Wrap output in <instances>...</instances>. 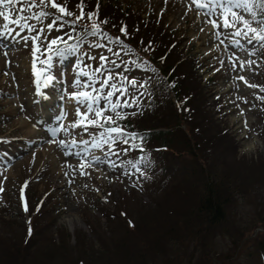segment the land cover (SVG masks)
<instances>
[{
  "label": "rangeland",
  "instance_id": "1",
  "mask_svg": "<svg viewBox=\"0 0 264 264\" xmlns=\"http://www.w3.org/2000/svg\"><path fill=\"white\" fill-rule=\"evenodd\" d=\"M94 1L129 8L134 23L144 22L143 30L150 32L128 40L120 31L126 23H115L114 30L100 25L111 37L124 40L129 51L102 36L85 35V25L91 31L90 20L77 22L73 32L70 22L75 18L71 16L49 30L47 25L57 16L50 13L37 19L47 9L39 0L37 7L29 8L23 0L7 6L8 11L0 7L13 20L24 17L19 24L0 17V32L4 33L0 35V264L19 263L25 254H36L42 264H76L77 259L81 264H262L257 244L264 237V50L243 36L231 38L235 29L221 26L210 32L211 25L203 21L216 19L222 25L219 8L206 17L208 8L194 10L191 0ZM79 11L75 8V14ZM233 11L251 20L242 8ZM62 22L68 23L59 28ZM214 32L220 33L223 44ZM65 33L74 37L69 44L77 43V36L84 41L79 52L61 58L45 51L50 39H67ZM35 35L42 38L37 71L47 67L40 61L52 55V67L43 75L55 79L47 87L43 75L38 83L32 71L31 38ZM234 39L250 44L245 57L255 64L239 67V54L231 43ZM149 42L151 48L145 51ZM97 43L106 47H94ZM101 56L108 60H100ZM113 61L118 67H112ZM166 62L172 67L164 74ZM101 65L107 71L95 73L92 80L78 75L81 70L91 74ZM109 72L115 73L110 83L118 86L123 77L145 84L135 92L136 105L117 108L122 120L104 99L93 105L105 110L97 118L94 112L87 113L85 105L91 101L78 105L71 98L78 91L96 96L94 88L105 95L111 89L100 85ZM238 75L258 87L250 88L244 82L240 87ZM76 80L82 87H75ZM176 81L178 87L173 90ZM122 87L129 93H115L113 103L117 98L121 105L125 99L131 103L135 90L126 81ZM78 106L87 118L72 128L82 119L75 112ZM109 115L115 124L105 122ZM90 119H96L97 125L89 124ZM178 123V140H182L181 133L186 140L177 150L163 153L156 152L154 141L140 147L129 137L128 144L108 145L103 143L106 137L100 136L110 126L128 129L131 125V130L147 128L157 133ZM61 139L64 146L58 143ZM186 141L193 148L192 157L184 147ZM97 142L100 148L93 146ZM204 177L221 186L227 197L226 218L218 225L206 222L198 211ZM182 195L186 200L191 196L192 206L183 215L175 213L182 220L173 222L172 212Z\"/></svg>",
  "mask_w": 264,
  "mask_h": 264
},
{
  "label": "snow or ice",
  "instance_id": "2",
  "mask_svg": "<svg viewBox=\"0 0 264 264\" xmlns=\"http://www.w3.org/2000/svg\"><path fill=\"white\" fill-rule=\"evenodd\" d=\"M20 0H0V7H5L6 11H8L7 6L9 5H16ZM25 4H28V7H37L39 5H44L47 6L50 4L52 9H56L59 13L62 14V16H57L55 20H52L48 25L47 28L49 30L53 29L54 26H57V21H61L64 16L66 17H71L74 14L67 9L66 6H62L61 4L57 3L56 0H39V5L36 4V0H31V3H29V0H23ZM192 4L195 5L194 10L202 9V8H208V12L205 13L206 17H210L215 11L219 8L221 9V15L223 16V24H219L216 19H205L203 22L206 24L211 25V29H217L219 27H224V28H232L235 29L233 35L236 37L243 36L245 37L249 43L257 42L259 44V49L264 50V0H191ZM80 7V15L75 17V20L71 21L70 23L73 25L72 31L75 32L76 28L75 25L77 22L81 21L85 13L83 11L84 9V4L83 0H81V4L78 6ZM234 8H242L244 12L249 13L251 15V20L246 19L244 15L238 14L237 12L233 11ZM257 9L259 10V16ZM24 8H20L19 11H24ZM98 10H99V4L97 5V11L94 12H88L87 18L92 22L91 25V31H88L87 26H84V34L85 35H91L93 37L96 36H102L104 39L109 41L110 43H115L119 44L124 48H129L127 44H125L124 40L120 39V37H111L106 31H102L101 29V23L102 24H107L109 23L108 20H103L100 23H96L95 19L98 16ZM51 14L47 11H41L38 16L36 17L37 19L43 18L50 16ZM197 15H199V12L197 11ZM229 15L232 17V20L230 21L228 19ZM0 17H3L5 20L9 21L10 23H20V19H24V17H20V19H15L13 20L9 15L5 14V11H0ZM68 22H62L58 25L59 28H64ZM253 23H255V26H253ZM238 24H242L243 28L237 27ZM27 27V25H25ZM5 30H7V25H5ZM121 33H123L125 36H127L129 33L127 31V26L121 27L120 29ZM200 31H204L203 28L200 29ZM4 33L0 32V35H3ZM216 38L219 40L220 44L224 43V40L220 39V33L219 32H214L213 33ZM67 36V39H64L62 36H57L54 39H50L47 43V45L44 46L45 51L51 52L52 55L60 56L61 58H65L68 55H75L77 52L81 50V45L84 43V41L81 39L80 36L75 37L77 40V43H72L69 44L68 41L74 39V37L70 33H65ZM26 41H28L30 38L29 37H24ZM31 43H32V55H33V61H32V71L34 75L36 76L37 82H41V77L43 73L47 72L49 69L52 67V55H49L47 59L41 60L40 63L46 65V68H41L39 71H37L36 68V54L38 52H41V46H42V38L39 35H35L31 38ZM143 43V42H141ZM231 43L239 45L240 41L239 40H232ZM63 44V47H60L59 45ZM55 46V47H54ZM94 47L100 48V47H106V45L102 44H95L93 45ZM151 48V43L149 42L148 47H146L144 50L148 51ZM108 51H112L111 48L108 49ZM129 51L131 49L129 48ZM86 53H82V55H85ZM7 55V53H5ZM114 55L119 57V53H114ZM91 59H95V57H90ZM100 60L106 61L108 60V57L106 56H101ZM112 67H118V65L115 64V62H111ZM256 62L253 60H242L239 62V67L244 68L246 65L251 66L255 64ZM79 67V66H78ZM236 65H233V68H235ZM107 71V69L104 68V65H101V67H98L94 70L93 73L89 74L88 72H84L81 70L78 75H83L87 76L89 80H92L93 77L95 76V73L99 72L102 75L104 72ZM156 70L153 69V72ZM7 74V73H5ZM55 77L51 74L48 75H43L42 83L43 86L47 87L50 85ZM115 79V73L109 72L107 75V78L104 79L101 82L100 87L103 88L105 86L109 87L111 90L107 91V93L103 96L100 95V89L94 88L93 91L97 93L96 96H92L90 92H73L72 93V99L77 102L78 105H85V101H91L90 103H87L85 105L87 109V113H93L95 114V117L99 118L102 116L103 112L105 111L104 109H99V108H94L93 105L98 103L100 99H104L107 104L110 106L111 112L116 114L117 119H124V116L120 113L117 112V108L120 107H125V108H131L134 105L137 104L138 97L136 96L135 92L138 91L140 88H145V84H138L136 80H129L127 77H123L121 83V86H118L117 83H110ZM238 79L240 81H243L248 87L250 88H256L258 87L255 84L249 83L245 76H238ZM124 81H126L129 85L132 86V88L135 90L131 93V103L129 100L125 99L123 101V104L121 105L119 98H117L116 103L112 102V97L114 96L115 93L120 92L121 95H124L126 93H129V89L126 87H122ZM75 87L79 88L82 87L81 83L79 80L75 81ZM174 87V85H173ZM264 91V88L261 89ZM142 96L143 93H140ZM261 99H264L262 97ZM76 115L78 117H82V119H78L75 123L72 124V128H77L78 126H81L82 120L87 118L86 114L81 113V108L78 106L75 109ZM132 115H135V113H132ZM61 119L63 118V114L60 117ZM104 120L106 123L109 124H115L116 121L113 120V117L111 115L104 117ZM88 123L95 126L97 125V120L96 119H90L88 120ZM245 126H247V121H245ZM100 127H103V125H100ZM67 131V129H64ZM56 130H53V134H55ZM84 131L87 132L88 128L84 127ZM115 135V139H113V135ZM101 137H106L103 140L104 144H112L115 143L116 141H122L124 144H128L129 142V137L133 140L137 138L136 133H127L123 130L122 127L120 126H115V127H107L105 128L104 132L100 133ZM142 139V138H141ZM55 142V141H53ZM73 144L76 143V140L73 139L71 141ZM82 143L87 145L88 141L87 140H82ZM59 145L64 146L65 145V140L61 139L58 141ZM94 147L100 148L101 144L99 142L93 144ZM94 160H96L98 163L102 162L100 161L99 157H93ZM78 167H83V165H79ZM135 167V165H133ZM139 170V169H138ZM82 175H86L87 173H81ZM67 175V173H65ZM84 187H87V185H84ZM0 191H3V188L0 187ZM22 195L21 199L24 200L23 196V188L21 189ZM29 206L27 201L24 203V211L28 212ZM30 223V222H29ZM32 229L29 228V234H31Z\"/></svg>",
  "mask_w": 264,
  "mask_h": 264
},
{
  "label": "trees",
  "instance_id": "3",
  "mask_svg": "<svg viewBox=\"0 0 264 264\" xmlns=\"http://www.w3.org/2000/svg\"><path fill=\"white\" fill-rule=\"evenodd\" d=\"M57 3L61 4L62 6H66L69 11H71L74 15L73 17L75 18L80 14V11L75 14V8H78L80 10V7H78L81 4V0H56ZM100 2V1H99ZM84 13L85 16L81 20V22L85 23V21H89L87 18V13L88 12H94L97 11V3L94 0H84ZM47 7V9L45 8ZM46 9L45 11L56 15V16H62L61 13H59L56 9H52L50 4L47 6H44ZM68 18L64 16L63 20L68 21ZM134 17L132 15V12L129 8L127 9H122L117 6L115 2H106L103 4V2L99 3V10H98V16L96 17L97 22H101L103 20H108L109 23L103 24L105 27L111 29L114 28L115 23L118 24H125L127 26V31H128V40H132L136 38V35H140L142 32L144 33H149V30H143L145 27L144 22L143 24H140L139 22L134 23L133 21ZM129 22H132L133 25H129ZM142 22V21H141ZM102 24V23H101ZM145 26V27H144ZM144 27V28H143ZM115 29V28H114ZM111 29V30H114ZM156 35V34H154ZM158 35V34H157ZM148 38V37H147ZM124 39V38H123ZM143 41H146L145 37H142ZM152 44V43H151ZM169 62H166V67L163 70V73L166 74V70H171L172 65H168ZM168 65V66H167ZM173 72H171L172 74ZM174 77V76H173ZM168 81L169 83L172 82V76H168ZM174 87L173 90H175L176 87H178V83H173ZM178 101V100H177ZM176 101V102H177ZM189 116V115H188ZM115 127V126H114ZM122 127V126H120ZM129 127L132 128L131 125ZM177 127V128H176ZM180 123L177 125H174L172 128H170L167 131L164 132H157V133H152L151 129L147 128H133L135 130H131V128H124L126 131H133L134 133L137 134L136 142L139 143V146L142 147L143 144H146L147 142L154 141L155 148L157 149L156 152L161 151L162 153L168 150H177L179 146H181V141L186 140L184 137L183 133L180 135L182 136V140H178V133L180 131ZM148 131V132H147ZM142 138V139H141ZM184 147L186 150L190 153V156L192 157L194 154L193 148L189 149L188 141L184 143ZM193 159V158H192ZM208 177V176H207ZM204 177V192L202 193L201 198L198 200V211L199 213L203 214L206 216V222H209L210 224L213 225H218L221 223L223 220H225L226 215H225V205H226V196L223 194L221 190V186L218 184H213L212 181H209L208 178ZM191 196L187 195V200L184 199V195L180 196L179 200L177 201L176 208L172 212V220L173 222L176 220H182V218H178L177 216L174 217L173 215L175 213H178L180 215H183L185 212H188V207L191 205ZM196 201L195 199L193 200V207H195ZM192 206V205H191ZM172 225L173 223L170 222ZM170 229H172L170 227ZM139 242V241H138ZM139 244H142L139 242ZM257 251L260 254L261 262L264 264V237L261 238V240L257 244ZM7 253V252H4ZM22 256V258H19V263L16 262V264H42V258H39L36 254L26 256ZM23 260V261H22ZM76 264H81V261L79 259L76 260Z\"/></svg>",
  "mask_w": 264,
  "mask_h": 264
},
{
  "label": "bare ground",
  "instance_id": "4",
  "mask_svg": "<svg viewBox=\"0 0 264 264\" xmlns=\"http://www.w3.org/2000/svg\"><path fill=\"white\" fill-rule=\"evenodd\" d=\"M198 18L199 19H201V15H199L198 16ZM219 28H221V27H219ZM216 29H211V28H209V31L210 32H213V31H215ZM224 30V29H223ZM231 35V34H230ZM234 35L232 34L230 37L232 38ZM236 45V44H235ZM250 44L248 43V42H246V41H240V44L239 45H236V52L239 54V58H238V60L239 61H242V60H247L246 59V57H245V55H246V53L247 52H245V49L246 50H248L247 48H245L246 46H249ZM251 47V46H250ZM250 55V54H249ZM245 57V58H244ZM242 75V74H241ZM238 76H240V75H238ZM237 76V77H238ZM237 80H238V84L240 85V87H242V85H244V83H243V81H240L238 78H237ZM246 85V84H245ZM43 108H46L47 107V105L46 104H43V105H41ZM36 240V239H35Z\"/></svg>",
  "mask_w": 264,
  "mask_h": 264
}]
</instances>
